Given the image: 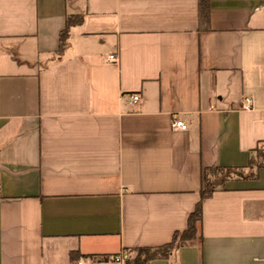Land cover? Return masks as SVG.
Returning <instances> with one entry per match:
<instances>
[{"label":"crops","instance_id":"crops-1","mask_svg":"<svg viewBox=\"0 0 264 264\" xmlns=\"http://www.w3.org/2000/svg\"><path fill=\"white\" fill-rule=\"evenodd\" d=\"M258 146L264 0H208L207 22L198 0H0V264L131 263L186 227L215 165L254 176L202 200L201 241L146 264H264Z\"/></svg>","mask_w":264,"mask_h":264},{"label":"trees","instance_id":"trees-1","mask_svg":"<svg viewBox=\"0 0 264 264\" xmlns=\"http://www.w3.org/2000/svg\"><path fill=\"white\" fill-rule=\"evenodd\" d=\"M198 14L200 20L208 21V0H198ZM80 14L68 15L65 27L59 35V47L62 46L67 36L68 28L81 22ZM256 157V167L264 165V147H260ZM243 169L230 166H209L202 169L201 184L199 188V200L187 216L186 227L183 230L173 232L169 242L156 247H139L136 249L135 257L132 262L126 264H146L150 259L163 258L168 256L173 250L192 241H201V222H202V200L212 194L217 189H222L227 179L234 177H253L254 175H243Z\"/></svg>","mask_w":264,"mask_h":264},{"label":"built area","instance_id":"built-area-1","mask_svg":"<svg viewBox=\"0 0 264 264\" xmlns=\"http://www.w3.org/2000/svg\"><path fill=\"white\" fill-rule=\"evenodd\" d=\"M111 59H114L113 55L109 56ZM129 100L132 103H136L139 99L136 93H130L128 95ZM252 104V99L249 96H245L242 100V108H250ZM173 127L185 128V124L182 120L174 119L172 120ZM131 260L130 252L122 249L115 253H105L102 255L91 256L86 258H79L73 264H126Z\"/></svg>","mask_w":264,"mask_h":264},{"label":"rangeland","instance_id":"rangeland-1","mask_svg":"<svg viewBox=\"0 0 264 264\" xmlns=\"http://www.w3.org/2000/svg\"><path fill=\"white\" fill-rule=\"evenodd\" d=\"M260 147H262V146H260ZM259 146L256 148V151H258L259 150V148H260ZM255 151V158L257 157V152Z\"/></svg>","mask_w":264,"mask_h":264}]
</instances>
